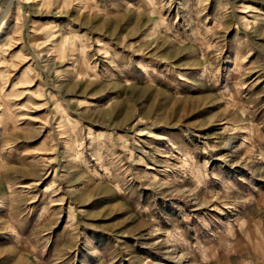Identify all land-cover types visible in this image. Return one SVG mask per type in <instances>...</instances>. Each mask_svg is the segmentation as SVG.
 <instances>
[{"label": "rangeland", "instance_id": "obj_1", "mask_svg": "<svg viewBox=\"0 0 264 264\" xmlns=\"http://www.w3.org/2000/svg\"><path fill=\"white\" fill-rule=\"evenodd\" d=\"M0 264H264V0H0Z\"/></svg>", "mask_w": 264, "mask_h": 264}]
</instances>
